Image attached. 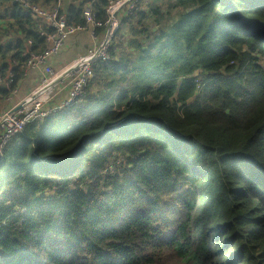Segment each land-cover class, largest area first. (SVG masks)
Returning <instances> with one entry per match:
<instances>
[{"label": "trees", "instance_id": "obj_1", "mask_svg": "<svg viewBox=\"0 0 264 264\" xmlns=\"http://www.w3.org/2000/svg\"><path fill=\"white\" fill-rule=\"evenodd\" d=\"M90 1L103 23L110 0L63 11L93 41ZM0 20L1 107L45 41ZM107 55L4 147L0 264H264V0H135Z\"/></svg>", "mask_w": 264, "mask_h": 264}, {"label": "built area", "instance_id": "obj_2", "mask_svg": "<svg viewBox=\"0 0 264 264\" xmlns=\"http://www.w3.org/2000/svg\"><path fill=\"white\" fill-rule=\"evenodd\" d=\"M27 11L39 23L38 32L45 41V49L26 55L25 73L29 70L39 71L38 84L24 97L12 103L0 112V156L6 144L28 123L40 120L51 112L59 111L81 100L89 80L93 77V65L101 59L108 57L113 32L117 29V13L126 5L128 9L134 8L135 0H110L105 10L106 17L103 23L95 20L92 4L82 7V17L91 28L94 45L87 49L69 65L55 71L50 64L51 57L58 55L67 38L86 27L69 23L64 14L60 13L63 0H56V5L51 9L32 4L31 0H13ZM45 25L47 28L44 30ZM102 26V31L97 34V28ZM97 35H102L100 39ZM30 46V43H28ZM24 54V53H23ZM12 82V75L7 78V83ZM63 89H66L64 96ZM16 90L13 91V94ZM7 98V100H9ZM24 103L18 110L13 111L18 105Z\"/></svg>", "mask_w": 264, "mask_h": 264}, {"label": "crops", "instance_id": "obj_3", "mask_svg": "<svg viewBox=\"0 0 264 264\" xmlns=\"http://www.w3.org/2000/svg\"><path fill=\"white\" fill-rule=\"evenodd\" d=\"M67 1L70 3V0ZM93 45L94 40L92 41L87 31L73 35L67 39L66 42H64L59 54L51 57L49 62L55 71H59V69L63 68V66L69 65ZM39 76V71L37 70L27 71L23 78L18 82L16 93L11 95L10 99H6L4 104L1 105L0 112L28 94V91L33 89L38 84L40 78ZM65 92L66 89H63V94L60 95L59 98L63 97Z\"/></svg>", "mask_w": 264, "mask_h": 264}, {"label": "rangeland", "instance_id": "obj_4", "mask_svg": "<svg viewBox=\"0 0 264 264\" xmlns=\"http://www.w3.org/2000/svg\"><path fill=\"white\" fill-rule=\"evenodd\" d=\"M70 3H71V0H70ZM70 3H69L67 0H63V2H62V4H61V10H60V13H61V14H64V15H65V13H64V11H63V7L69 5ZM87 4H88V5H91V1H90V2H87ZM38 5L42 6V7L45 8V9H51L53 6L56 5V0H53V1H51L50 3H48V4L38 3ZM129 5H130V4H126V5H125V6H124V7H123V8L117 13V15H116V20H117V22H118V18H120V17L122 16V14L125 12V10L128 9ZM91 6H92V5H91ZM65 17H66V15H65ZM66 20H67V19H66ZM4 25H5V24L3 23V21L0 20V26H4ZM122 28H123V31H124L125 29H127L125 26H122ZM115 30H116V29H115ZM115 30H114V32H115ZM114 32H113V34H114ZM101 36H102V35H97V38L100 39ZM111 39H112V38H111ZM28 92H29V91H28ZM117 166H118L117 163H115V162H111V164H110L108 167H109L110 171H115V172H116V170L118 171Z\"/></svg>", "mask_w": 264, "mask_h": 264}, {"label": "water", "instance_id": "obj_5", "mask_svg": "<svg viewBox=\"0 0 264 264\" xmlns=\"http://www.w3.org/2000/svg\"><path fill=\"white\" fill-rule=\"evenodd\" d=\"M24 103H22L21 105H18L13 111L18 110Z\"/></svg>", "mask_w": 264, "mask_h": 264}]
</instances>
